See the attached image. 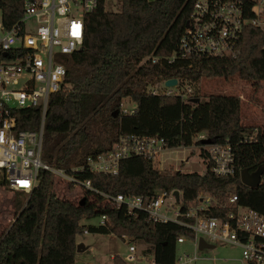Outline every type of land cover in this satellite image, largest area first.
Returning <instances> with one entry per match:
<instances>
[{
    "label": "trees",
    "instance_id": "obj_1",
    "mask_svg": "<svg viewBox=\"0 0 264 264\" xmlns=\"http://www.w3.org/2000/svg\"><path fill=\"white\" fill-rule=\"evenodd\" d=\"M15 0H0L8 23L19 12ZM192 0H121L117 11L107 10L104 0L85 14L81 46L63 57L64 87L50 95L43 134V159L59 168L84 162L89 155L110 149L123 134L163 137L170 148L203 145L196 136L204 133L211 143L228 141L234 153L235 170L226 176L209 171L158 173L146 158L132 156L121 161L116 174L85 171L96 189L110 194L151 196L157 189L178 191L182 211L198 203L201 191L215 200L202 213L224 218L236 195V206L250 207L264 215V174L251 188L240 181L242 169L264 167V126L241 123V99L234 94H209L200 101L202 78L237 75L254 83L264 81V32L251 26L243 30L237 57L179 58L168 63L178 46ZM160 60L151 63L149 56ZM176 78L181 89L192 91L182 101L177 96L155 95L150 86ZM135 111L122 113L125 98ZM198 98V102L191 100ZM40 109L16 112L17 127L34 130ZM53 175L40 169L37 186L23 201L15 199V219L0 226V264H75L77 234L84 230L131 236L145 245L154 264H172L177 237L193 232L174 222H152L143 212L128 213L125 207L103 203L100 195L87 191L84 203L57 195ZM92 196V200L88 199ZM105 215V226L84 225L82 220ZM192 222V219H188ZM112 264H126L118 255Z\"/></svg>",
    "mask_w": 264,
    "mask_h": 264
},
{
    "label": "built area",
    "instance_id": "obj_2",
    "mask_svg": "<svg viewBox=\"0 0 264 264\" xmlns=\"http://www.w3.org/2000/svg\"><path fill=\"white\" fill-rule=\"evenodd\" d=\"M14 2L19 15L10 23L0 8V190L30 195L37 186L38 171L43 169L53 175L54 181L77 189L82 195L87 191L96 193L102 197L104 204L111 207H125L128 213L140 211L149 221L174 222L192 230V237L179 235L176 240L177 245L188 241L193 246V252L176 251L172 264H194L201 259L198 248L200 238L213 245L238 246L241 249V264H264V215L250 207L236 206V195L229 196L231 207L224 218H217L202 213L211 202L216 203L207 192H204L207 196H202L201 191L197 196L198 203L182 211L180 193L178 201L174 191L163 189L155 190L151 196L110 194L96 190L90 180L77 176L85 171L116 174L121 161L132 156L146 158L152 162L156 172L164 173L162 154L184 146L170 148L163 137L130 133L120 135L110 149L89 155L84 162L69 168H59L43 159L49 97L64 87L66 68L63 57L81 46L85 14L97 6L98 0ZM246 26L264 32V0H192L177 49L166 57V61L171 63L177 57H237ZM146 59L151 63L160 60L154 54ZM149 91L155 95L177 96L185 101L192 89L190 86L181 89L178 82L175 86H166L165 80H161L153 84ZM31 108L40 109L37 128L18 129L16 112ZM120 110L131 114L135 107L127 108L121 103ZM205 138L207 136L200 133L195 140ZM188 147L192 148V152L200 148L205 167L201 172L175 168L176 171L200 174L209 171L216 176L234 172V153L228 141ZM182 161L188 162V158L183 157ZM98 218V226H105L107 217L101 215ZM14 219L13 214L4 226L10 225ZM87 232L84 230V233ZM128 250V258L136 259L134 244H130Z\"/></svg>",
    "mask_w": 264,
    "mask_h": 264
},
{
    "label": "rangeland",
    "instance_id": "obj_3",
    "mask_svg": "<svg viewBox=\"0 0 264 264\" xmlns=\"http://www.w3.org/2000/svg\"><path fill=\"white\" fill-rule=\"evenodd\" d=\"M104 5L107 10L117 11L121 7V0H104ZM151 87L152 86H150V88ZM198 88L201 102L206 101L209 94L226 93L238 95L241 99V123L246 126H264V81L254 83L242 79L237 75H233L227 79L202 78ZM122 103L124 107L127 108L135 107V103L129 97L125 98ZM191 150V147H183L163 153L161 156L164 163H161L163 172L174 173L177 168L183 171L193 170L201 172L205 165L201 160L203 157L202 154H200V148H195L194 152ZM183 157H187L188 162H181ZM53 190L60 197L68 198L74 202L81 200L83 197L79 190L68 188L66 185L56 180L53 184ZM205 195L206 193L203 192L202 196ZM27 196V194L21 192L0 190L1 227L6 225L8 218L15 214L13 206L15 199L19 198L24 201ZM88 199L92 200V196H88ZM178 206L177 204V207ZM98 222V217L81 221L84 225L90 224L95 226H98ZM124 236L126 238H124ZM75 239L78 243L83 244L81 251H75V264H112V258L115 255L120 256L126 264H152L153 262L152 254H143L142 252L145 245L128 235L118 237L114 234L89 232L88 230L87 233L77 234ZM130 244H134L136 247L137 257L134 260L128 258V247ZM193 250V246L189 244L188 241L177 245V253L183 251L192 253ZM199 254L202 258L197 260L194 264H214V262L220 264H241V249L236 245L214 244V248L203 249L199 251ZM213 259L216 261H213Z\"/></svg>",
    "mask_w": 264,
    "mask_h": 264
},
{
    "label": "water",
    "instance_id": "obj_4",
    "mask_svg": "<svg viewBox=\"0 0 264 264\" xmlns=\"http://www.w3.org/2000/svg\"><path fill=\"white\" fill-rule=\"evenodd\" d=\"M177 79L176 78H170V79H166L165 80V85L166 86H175L177 84ZM191 102H198V98H195L193 100H191ZM203 144H210L211 143V139L210 138H205L202 140ZM264 174V167L262 165L258 166L256 170L250 172L248 169H242L239 173L240 176V181L251 188H255L257 187L261 181H262V176ZM174 195L176 197V201H178L179 198V192L178 191H174ZM84 198H82L80 200V204L84 203ZM82 245L81 244H77L76 245V251H80V247ZM198 248L199 250H203L206 248H214L213 244H209L207 242H205L202 238L199 239L198 242Z\"/></svg>",
    "mask_w": 264,
    "mask_h": 264
},
{
    "label": "crops",
    "instance_id": "obj_5",
    "mask_svg": "<svg viewBox=\"0 0 264 264\" xmlns=\"http://www.w3.org/2000/svg\"><path fill=\"white\" fill-rule=\"evenodd\" d=\"M83 233H84V232H83ZM75 241H76V239H75ZM76 244H80V243H78V241H76ZM81 245L83 246V244H82V243H81ZM82 246L80 247V251H81V250H82V248H83ZM75 261H76V252H75Z\"/></svg>",
    "mask_w": 264,
    "mask_h": 264
}]
</instances>
